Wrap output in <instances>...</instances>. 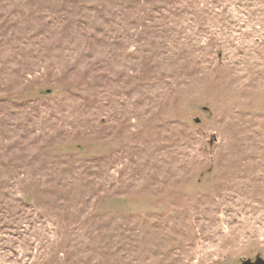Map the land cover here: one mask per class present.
Segmentation results:
<instances>
[{
  "label": "rangeland",
  "instance_id": "obj_1",
  "mask_svg": "<svg viewBox=\"0 0 264 264\" xmlns=\"http://www.w3.org/2000/svg\"><path fill=\"white\" fill-rule=\"evenodd\" d=\"M264 261V0H0V264Z\"/></svg>",
  "mask_w": 264,
  "mask_h": 264
},
{
  "label": "water",
  "instance_id": "obj_2",
  "mask_svg": "<svg viewBox=\"0 0 264 264\" xmlns=\"http://www.w3.org/2000/svg\"><path fill=\"white\" fill-rule=\"evenodd\" d=\"M243 264H250V262H245ZM255 264H264V261L261 258H257Z\"/></svg>",
  "mask_w": 264,
  "mask_h": 264
}]
</instances>
